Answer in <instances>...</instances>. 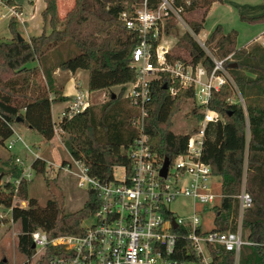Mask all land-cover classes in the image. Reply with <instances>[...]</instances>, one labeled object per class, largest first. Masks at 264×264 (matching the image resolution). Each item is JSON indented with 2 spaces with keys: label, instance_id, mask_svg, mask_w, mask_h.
Returning a JSON list of instances; mask_svg holds the SVG:
<instances>
[{
  "label": "trees",
  "instance_id": "trees-1",
  "mask_svg": "<svg viewBox=\"0 0 264 264\" xmlns=\"http://www.w3.org/2000/svg\"><path fill=\"white\" fill-rule=\"evenodd\" d=\"M46 9L42 13L43 31L39 36L19 41L16 18L9 21L12 38L0 41V144L14 135L16 125L23 126L49 143L56 135V129L67 135L65 142L71 158L82 162L92 178L101 183L113 177V167L131 165L128 148L133 143L136 130L130 119V110L122 104L123 86L136 79L132 64V53L140 42L138 33L128 30L121 20L127 13L133 16L137 6L145 0H74L72 9L61 18L57 0H44ZM182 9V15L189 16V24L194 34L204 29L207 15L214 3L223 4L228 0H174ZM264 1V0H263ZM7 3L13 6V2ZM159 0H147L148 7L154 9ZM198 15V17H197ZM241 21L249 24L264 23V14L257 17L241 16ZM174 24L166 28L170 34ZM239 33L224 32L218 25L209 35L207 44L213 55L224 60L233 55L235 62L225 63V68L233 77L239 92L246 101V109L241 104H230L235 90L225 84L211 95L209 107L220 113L223 123L208 124L203 160L212 168V174L220 181L221 202L213 209L214 230L217 232L237 231L239 217L238 196L243 189L252 197L253 204L242 217V233L247 244L243 245L238 258L234 252L224 249L211 250L212 264H264V47L257 45L238 49ZM187 58L171 56L172 61H188L194 66L203 64L209 71L214 65L190 33H185L178 41ZM236 64L235 68H230ZM56 70L75 73L80 70L89 74L90 93L111 91L121 87V94L100 108L91 107L72 118H63L58 124L53 119V105L66 101V97L56 90L53 74ZM168 74H162L151 86V103L146 119V132L155 150L171 160L185 152L188 135L173 132V121L181 106L194 100L193 89L180 90L171 96ZM120 98V100H119ZM197 120L202 115H196ZM14 157V156H13ZM3 171L10 179L0 185V207L11 209L10 218L20 223L18 249L26 257L24 264H49L52 250H48L37 260H33L36 250L32 246L30 234L41 230L52 239L59 236H79L83 234L82 224L90 219L100 207L99 194L88 191L84 206L75 212H66L64 197L55 195L56 183L45 179L52 197L42 206L29 196L31 182L22 178L24 166L16 163ZM13 164V161L11 160ZM67 162L62 164L65 167ZM34 176H45L50 165L41 158L31 164ZM46 177V176H45ZM20 180L17 188L15 181ZM28 202V207L14 205V200ZM0 220V228L2 222ZM179 232V231H178ZM188 249L189 256H182L180 250ZM180 261L194 260L190 242L178 243ZM0 264H6L0 260Z\"/></svg>",
  "mask_w": 264,
  "mask_h": 264
},
{
  "label": "built area",
  "instance_id": "built-area-1",
  "mask_svg": "<svg viewBox=\"0 0 264 264\" xmlns=\"http://www.w3.org/2000/svg\"><path fill=\"white\" fill-rule=\"evenodd\" d=\"M3 1L0 0V4ZM10 12L11 18L19 17L13 8H10ZM182 16V9L175 6L174 0H159L154 9L149 8L145 0L139 9H135L133 16L126 12L121 15L128 30L138 33L140 37L132 53L131 66L136 79L122 87L123 99L136 130L127 152L131 165L113 167V177L106 183L92 178L80 161H68L65 167L61 166L60 170L77 178L78 188L94 190L99 194L100 207L83 222L82 235L50 239L41 230L32 232L30 240L36 250L33 260L52 250L49 264H212L211 250L224 249L234 252L238 258L242 246L247 244L242 233V217L244 211L252 206L253 200L245 189L237 197V231H213L214 213L213 227L205 229L203 221L207 211L213 210L222 199L221 191H217L220 181L212 174L211 166L203 160L208 124L224 122L220 113L210 109L209 102L212 93L225 84L232 85L236 94L238 87L225 68V63L232 62L233 55L224 60L217 59L205 40L199 41V45L213 62L212 71L203 64L194 66L188 61H172V44L167 40L165 28L170 19L181 24ZM162 74L170 77L171 85L167 89L172 97L180 90H194V102L202 115L196 132L188 135L185 152L172 160L153 148L146 132L151 86L154 81L160 80ZM228 102L245 106L241 95L237 102L234 97ZM66 105L60 120L72 118L91 108V97L87 92H77L66 100ZM56 132L59 130L56 129ZM7 141L9 151L18 143L31 151L15 132ZM166 157L170 164L167 175L163 177L161 173ZM16 163L23 165L19 158ZM116 169L123 172L119 179L114 174ZM22 178L29 182L33 180L31 166L28 170L24 169ZM15 184L18 188L20 180H16ZM180 199L192 201L191 214L180 216L171 209V205ZM2 209L0 207V220L5 218ZM181 240L190 242L194 260L180 261L176 258ZM180 252L182 256L191 255L188 249H181Z\"/></svg>",
  "mask_w": 264,
  "mask_h": 264
},
{
  "label": "rangeland",
  "instance_id": "rangeland-1",
  "mask_svg": "<svg viewBox=\"0 0 264 264\" xmlns=\"http://www.w3.org/2000/svg\"><path fill=\"white\" fill-rule=\"evenodd\" d=\"M8 0H4L0 6H6L8 8H12L14 6H10L7 3ZM21 5L24 6H31L32 1L35 0H16ZM59 1V0H57ZM74 1V0H72ZM67 0H60L61 3V12L64 11L63 5L65 6ZM58 3V2H57ZM43 4V2H41ZM141 6H137L136 9H139ZM231 7V12L225 8H219L215 13L211 14L208 18H206L204 29L199 35H196L191 30V26L189 24V19L191 17L184 15L182 16V23H176L173 19H170L167 21V26L170 24H174V27L171 28L170 34H167V40L169 41L170 46H172V55H180L183 58H187L186 53L178 47V41L183 37L185 33H190L196 42L199 44V41H205L208 39L209 35L212 33V31L218 26L222 25L224 28V32L228 33L232 30H236L240 34V38L238 43L242 44L248 41L249 39H253L254 37L261 36V39L254 40L250 44H247L244 47H240L239 49H243L246 47H249L251 49L253 46L260 45L264 47V34H261L264 30V23H256V24H249L247 22L241 21L240 16H246V17H257L264 14V1L263 0H236L233 1V3L229 6ZM16 12L19 11V8H13ZM38 10V9H37ZM5 13L4 8H0V14ZM198 17V15H197ZM17 20V29L19 34L26 40H29L30 36H37L42 33V27L43 23L40 25V31H39V23L36 19L32 23L34 24L33 28H28L27 30L24 28L23 25H21V17H15ZM11 19V18H9ZM8 18H1L0 17V41H8L12 38V35L8 29ZM166 26V28H167ZM165 28V29H166ZM162 30H164V27H162ZM207 42V41H206ZM208 45V44H207ZM210 47V46H209ZM211 49V48H210ZM235 58H233L232 62H235ZM229 75L232 77L230 72H228ZM83 81V80H82ZM83 83V82H82ZM84 88H86L85 84H82ZM121 94V90L119 91L116 89H112L109 91L108 99L105 101L101 100V93H96L94 95V103L93 106L96 108V110H100L102 106H104L108 101L110 96H118ZM241 93L239 90L236 91V94L234 96V101L237 102L239 100V96ZM123 96V92H122ZM242 96V95H241ZM120 100V98H119ZM245 100V99H244ZM260 103L264 105V96L261 97ZM124 107V110H127V104H122ZM246 109V101L245 106ZM55 114H54V121L56 124L60 121V116H58V108L57 105L53 108ZM200 113V109L195 104L194 100H189L185 102L182 106L178 114L175 116V119L173 121V132L176 134H194L198 128V120L196 118V115ZM15 128V127H14ZM58 130V129H57ZM59 134L57 137V146H55V143H52L51 146V156L48 158V161H52V158H56V162L54 164H49V171L45 176L43 175H36L34 176L33 180L29 184L28 191L29 196L31 198H35L38 200L39 204L44 206L48 199L52 197L50 192L47 189L45 179L47 178L48 181H51V186L53 187V184L56 183L58 185V189L55 190V195L64 197V209L66 212H75L77 210H80L84 204L86 203L88 199V191L85 189H80L77 186V178L72 174H67L63 172V170L59 169L64 162H68L66 158L69 159V152L65 145V142L69 139V137L62 132H57ZM14 139V138H12ZM24 142L31 147L36 155L29 153L26 151L23 147V150H21L20 156L17 157H9L6 161V169H2L0 172L3 171L10 172L9 169L12 168V165H14V159L13 158H19L26 170L31 166L32 162L35 158L39 157L40 152H38L35 147L36 145L33 143L34 141H40V137L37 134H34L32 136V140H28L23 138ZM6 144H9V141L6 142ZM32 144V145H31ZM41 144V143H40ZM47 145V143H45ZM18 145L22 146L21 143H18ZM53 147H56V149H52ZM46 147H43L42 149L45 150ZM49 148V147H48ZM7 149V148H6ZM4 146L0 145V152L1 155L5 157L7 150ZM3 153V154H2ZM11 160L13 161V164L11 163ZM1 161V160H0ZM1 163V162H0ZM49 163V162H48ZM1 165V164H0ZM115 177L117 179L121 178L123 175V172L121 169H116ZM69 175H72L69 176ZM4 174L2 173L0 185L2 183ZM8 181L10 179V175L6 176ZM5 182V181H4ZM3 182V183H4ZM219 184V185H218ZM217 184V191H220V182ZM15 206H23L28 207V202L20 199L14 200ZM192 201L189 199H180L179 201L174 202L171 205V209L175 212H177L180 216H186L188 214H191L193 208ZM11 209L3 208V215H4V221L2 222L1 228H0V260H3L6 264H22L25 262L26 257L20 253L18 249V236L21 231L20 223L13 222L12 218H10L11 215ZM92 221V220H90ZM89 221V222H90ZM204 221V228L210 229L213 227V210H208L207 213L203 217ZM88 222V223H89Z\"/></svg>",
  "mask_w": 264,
  "mask_h": 264
},
{
  "label": "crops",
  "instance_id": "crops-1",
  "mask_svg": "<svg viewBox=\"0 0 264 264\" xmlns=\"http://www.w3.org/2000/svg\"><path fill=\"white\" fill-rule=\"evenodd\" d=\"M13 2V6L12 8H19L20 10L17 11V13L19 14V16L21 17V25L24 26V28L27 30L28 28H33L34 27V24L32 23L33 21H35L36 19L38 20V23H39V31H40V25L43 23V18H42V13L44 12V10L46 9V3L44 0H35V1H32V5L31 6H24V5H21V3H19L18 1L16 0H11ZM233 1H236V0H228L226 1L225 3L223 4H220V3H214L207 15V18L215 13L219 8H222V7H225L227 8L229 11L231 10V7H229ZM41 2H43V4H41ZM74 5V1L72 0H67L65 6L63 5V8H64V11L61 12V3H60V0L58 1V10H59V15L61 18H64L66 16V14L72 9ZM11 6V5H10ZM0 8H4L5 9V13H2L0 14V17L2 18V16H5V18L9 19L11 18V12H10V8L6 7L5 5L2 7L0 6ZM38 9V10H37ZM231 12V11H230ZM243 16V15H241ZM240 16V17H241ZM10 20V19H9ZM9 25V23H8ZM222 26V25H221ZM223 27V26H222ZM9 29V28H8ZM215 30V29H214ZM213 30V31H214ZM42 31H43V27H42ZM212 31V32H213ZM239 33V32H238ZM42 34V33H41ZM40 34V35H41ZM261 34H264V30L262 31ZM39 36V35H37ZM263 35L261 36H258V37H254L253 39H249L248 41H246L245 43H242V44H239L238 41H239V38H240V34L238 36V39H237V48L239 49L240 47H244L246 46L247 44H250L251 42H253L254 40H258L259 38L261 39ZM31 37H34V36H30L29 39ZM25 38V37H24ZM26 40V39H25ZM53 78L55 80V87H56V90L60 91L63 96H65L67 99L73 95H75L77 92H80V93H89L90 97H91V103H92V106L93 107L95 105L94 103V95L96 93H101V100L102 101H105L106 99H108V95H109V92L108 91H98V92H93V93H90L89 90H88V80H89V74L87 71H84V70H80V71H77L75 73H72L70 71H60V70H56L53 74ZM83 80V81H82ZM85 84L86 88L83 87V83ZM113 89H116L119 91L121 90V87H115ZM66 99V100H67ZM57 105V108H58V116H61V113L67 108V105H66V101L64 102H60V103H57L55 105H53L52 107V115L54 116L55 112L53 110V108ZM54 119V117H53ZM55 120V119H54ZM60 122V121H59ZM58 122V123H59ZM14 132L21 136L22 138H25V139H28V140H32V136L36 133L30 131L29 129L23 127V126H20V125H16L15 128H14ZM55 136H58L59 137V134L56 132V135ZM57 137H54L52 141H50L49 143H47V145L42 141L41 137H40V141H34L33 143L36 145L35 149L40 152L41 154H39V157L38 158H41L43 160H45L48 164H54L56 162V158H52V161H48L50 158V154H51V144L52 143H55V146H57ZM7 142V141H6ZM6 142L4 144H0L2 146L5 147L6 149ZM41 143V144H40ZM22 145V144H21ZM32 145V144H31ZM28 146V145H27ZM24 146H20L18 144H16V146L14 147V149L12 150H7L6 152V156L3 157V156H0V171L2 169H6L5 167L7 166L6 164V160L11 156H14V157H17V156H20L21 154V150H23ZM29 147V146H28ZM43 147H46L45 150H43L42 148ZM49 147V148H48ZM31 148V147H29ZM52 149H56V147H53ZM26 150V149H25ZM28 151V150H26ZM29 153L31 154H34L36 155L37 153L34 152V150L31 148V151H28ZM3 154V153H2ZM0 155H1V152H0ZM38 155V154H37ZM67 160L72 161L73 159L71 158L70 154H69V159L66 158ZM0 176H2V173L0 172ZM7 178L6 176L3 177V180H2V183L5 181L6 182Z\"/></svg>",
  "mask_w": 264,
  "mask_h": 264
},
{
  "label": "water",
  "instance_id": "water-1",
  "mask_svg": "<svg viewBox=\"0 0 264 264\" xmlns=\"http://www.w3.org/2000/svg\"><path fill=\"white\" fill-rule=\"evenodd\" d=\"M18 39L19 41H24L25 39L21 36V35H18ZM230 68H235L236 67V64H231L229 66ZM167 88V87H165ZM116 96L113 95V98H115ZM169 164H170V160L168 157L165 158V162H164V166H163V169H162V176L165 177L167 175V170H168V167H169ZM0 181H1V176H0ZM35 246H33L34 248Z\"/></svg>",
  "mask_w": 264,
  "mask_h": 264
}]
</instances>
